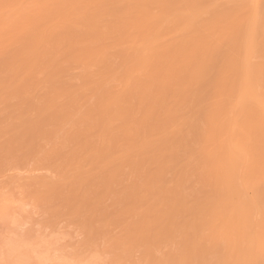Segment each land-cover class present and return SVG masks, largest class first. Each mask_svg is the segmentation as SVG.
I'll return each mask as SVG.
<instances>
[{"label": "bare ground", "instance_id": "obj_1", "mask_svg": "<svg viewBox=\"0 0 264 264\" xmlns=\"http://www.w3.org/2000/svg\"><path fill=\"white\" fill-rule=\"evenodd\" d=\"M26 2L6 0L3 4L0 0V66L8 65L9 69L7 75L2 73L5 78L0 75V93L12 95L28 91L29 86L36 83L34 74L42 72L45 66H52L46 50L71 33L79 34L74 48L76 54L89 49L91 44H99L95 52L81 59H71L77 67L85 69L84 90L93 86L97 94H76L79 88L75 92H67L65 88L51 94L54 89L63 87L61 74L51 72L47 76L50 90L46 96H41V119L38 118L39 125L33 126L41 130L44 127L40 125H50L54 118L67 123L74 113H68V109L82 104L78 112L87 120V124L86 121L83 124L93 125L90 127L96 130L94 138L105 143L102 151H96L97 141L91 143L84 137L91 129L73 138L79 142L76 143L80 156L88 151L92 153L88 160L92 166L108 167L107 164L116 161L130 163L133 173L139 177L136 186L150 193H176L188 174L196 172L204 190L198 182L203 192H199L201 198L190 207L201 212L190 214L191 218L180 232L188 231V238H193L194 234L199 238L200 234L204 235L199 233L203 222L223 220L227 223H222L239 228L242 233L237 237L239 241L246 232L243 240L247 243L250 232L264 252V98L257 91L259 84L264 85V0H33L31 7L24 8ZM1 13L9 18L3 20ZM204 16L206 19L202 20ZM176 30L185 31L187 37L176 43L163 41L167 33ZM114 49H118L117 53H109V50L115 52ZM154 52L157 55H151ZM8 56L13 57L9 64ZM117 57L124 61L119 77L122 81L135 77L140 92H120L110 99L104 85L110 77L106 70ZM254 57L260 61L253 63ZM153 61L148 73L146 70L139 73ZM95 66L101 67L99 75L91 71ZM20 71L28 78L24 79L26 85L22 87L14 80V75ZM144 75H148L151 82L148 91L140 84ZM60 99L65 102L59 104ZM91 99L94 109L88 108ZM39 100L41 104V98ZM136 115L140 119L131 120ZM114 120L121 123L116 131L109 125ZM182 128L187 130L183 132ZM212 128L217 130L212 132ZM38 133L29 131L24 135L34 141ZM184 157H189L196 165L192 166ZM178 163L182 166L180 170L176 169ZM169 164L173 165V178L169 181L174 186L170 183L171 187L167 188ZM122 167H116L114 172L109 169L107 173L116 178ZM128 168L124 167L127 171ZM169 171L171 169L168 175ZM194 184L197 183L192 182V186ZM192 189L188 192L195 193ZM187 201L174 198L173 203L187 207L190 203ZM256 214L261 216L259 222ZM190 229L194 234L191 235ZM215 232L217 230L213 234ZM236 240L235 245L239 243ZM235 248L233 252L238 250ZM263 257L260 258L264 260Z\"/></svg>", "mask_w": 264, "mask_h": 264}, {"label": "rangeland", "instance_id": "obj_2", "mask_svg": "<svg viewBox=\"0 0 264 264\" xmlns=\"http://www.w3.org/2000/svg\"><path fill=\"white\" fill-rule=\"evenodd\" d=\"M32 1L25 0L24 8L31 7ZM235 1L238 0H228V2ZM5 3L6 0H3V4ZM5 15L6 13H1L2 18L4 17L3 20L9 18ZM203 19L206 17L204 16ZM77 36L79 34L71 33L62 42L54 44L46 50L48 63H52V66H45L43 73L34 74L36 83L29 86L28 91L12 95L0 93V264H264V260L260 258L262 255L264 256V252L251 238L250 232L248 231L249 240L247 243L252 244L245 243L246 237L243 236L246 232L240 236L239 241L237 237L242 234L239 232V228L233 224H225L227 222L223 220H220L221 223L219 220H215L220 225L211 220L212 222L209 223L213 224V227L211 224L203 222L199 233L201 232L207 237L200 234V237L198 238V235L196 238L191 229V235L194 234L193 238H188L190 236L186 235L189 233L188 231L187 233L180 232V228L191 218L190 214L195 211L201 212V210L190 207L195 204L193 202L201 198L199 196L204 190L198 173H189L188 179L192 181L190 182L188 179L184 181L178 187L180 188L177 190L178 193L177 191L176 193H150L136 186L139 177L133 173L130 163L116 161L111 163L112 165L107 164L108 167L104 164H102L104 167L102 165L92 166L88 161L92 153L88 151L80 156L77 153L79 142L73 139L84 130L91 129V132H88L89 134L87 133L84 137L91 143L97 141L94 138L96 130L92 128L93 125H89L88 122L86 126L87 120L79 114L82 110L80 103L76 104L75 108L68 109V113L71 111L74 113H70L72 119L67 123L59 122L54 118L50 125L45 123L40 125L44 127L41 130L33 126V124L39 125L42 97L49 92L47 90H50L49 73H60V83L63 86L61 89H54L51 94H58L65 88L69 90L67 92H75L79 88L80 90L75 93L84 94L83 96L97 94V88L93 86L84 90L85 84H82V76L85 69L77 67L71 62V59H81L85 54L95 52L99 44H91L89 49L76 54L77 51L74 48L78 41ZM108 37L106 36V38ZM164 37L163 41L176 43L184 40L187 33L176 30L167 33ZM117 50L115 52L109 50V53L115 54ZM151 55L157 54L154 52ZM11 61H13V57L8 56V64ZM259 61L260 59L257 57L252 59L253 63ZM153 64L154 61L143 66L139 73L144 70L148 73ZM123 67L124 61L117 57L113 60L112 66L106 70L110 77L104 85L108 88L106 94L110 99L120 92H140L139 82L135 77L126 81H122L119 77V71ZM82 69L84 70L82 71ZM3 71L5 74L6 71H9L8 65L0 66V75L5 78L7 74L2 75ZM91 71L99 75L101 67H92ZM21 72L14 75V80L19 82L16 84L20 87L26 85L24 79H28L25 78L27 77L26 73ZM140 84L143 85V90L148 91L151 84L148 75L141 77ZM35 87L39 88L35 90ZM257 91L264 98V85L259 84ZM63 102L65 100L60 99L59 104H63ZM89 105L88 108L94 109L93 99ZM139 119L140 116L136 115L131 120L138 121ZM85 121L86 124H83ZM112 121L109 122V125L116 131L121 123L117 120ZM181 130L184 132L187 129L182 128ZM216 130L212 128L211 131ZM29 131L30 133L39 131L37 134L39 137L36 135L34 141L30 139L33 142L24 135ZM18 136L20 140H18ZM56 137L58 138L55 141ZM84 137L81 139L82 142L85 141ZM98 143L99 141H97L95 149L102 151L105 143L104 141H100V145ZM184 158L186 162L190 161L192 166L196 165V162L194 163L189 157ZM86 161L89 165L85 163ZM169 165L166 169L167 188L171 187L170 183L173 178L171 174L173 165ZM179 165L178 163L177 170L182 168ZM125 166L126 169L130 166L128 171L124 169ZM116 167L117 169L122 167L120 175L116 178L111 177V174L108 175V173L114 172ZM101 169H104L105 174ZM106 169L107 171H105ZM170 169V175H168ZM170 176L172 177L170 178ZM143 179L144 177L141 178V181ZM192 182L197 184L192 186ZM198 182L199 186L203 187L202 190L198 186ZM172 186H174L173 183ZM188 189H192L195 193L189 191V194ZM208 189L205 190L208 191ZM246 193L252 195L248 191ZM198 194L200 195L198 196ZM174 198H183L189 200L187 202L190 203L187 207L176 205L173 203ZM191 202L192 205H190ZM256 216H258L256 220L259 222L261 216L259 214ZM252 219L254 222V217ZM218 226L221 228H216ZM216 230L217 232L213 234ZM221 231V234L216 235ZM225 232H228V235ZM219 237L220 239H217ZM201 238L203 240L199 244ZM243 238L245 239L243 240ZM234 239H237L236 242L239 241V243L235 245ZM229 240L232 241L229 243ZM195 244L198 245L195 246ZM231 244L238 250L235 248L237 251L233 252L232 248L234 247L231 248ZM238 244L240 245L238 246ZM200 245L204 249L201 247L200 249ZM239 249L244 252L241 253ZM258 249L261 255H259ZM237 258L239 259L237 260Z\"/></svg>", "mask_w": 264, "mask_h": 264}]
</instances>
